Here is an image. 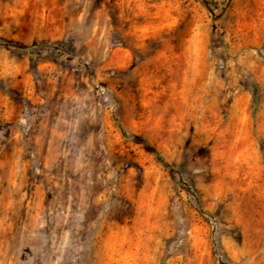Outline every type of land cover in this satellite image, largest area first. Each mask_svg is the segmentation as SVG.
<instances>
[{"label": "rangeland", "instance_id": "1", "mask_svg": "<svg viewBox=\"0 0 264 264\" xmlns=\"http://www.w3.org/2000/svg\"><path fill=\"white\" fill-rule=\"evenodd\" d=\"M0 264H264V0H0Z\"/></svg>", "mask_w": 264, "mask_h": 264}, {"label": "trees", "instance_id": "2", "mask_svg": "<svg viewBox=\"0 0 264 264\" xmlns=\"http://www.w3.org/2000/svg\"><path fill=\"white\" fill-rule=\"evenodd\" d=\"M136 138V137H135Z\"/></svg>", "mask_w": 264, "mask_h": 264}]
</instances>
